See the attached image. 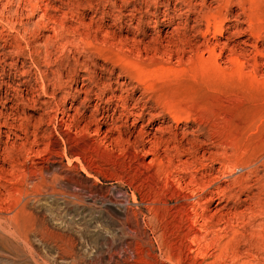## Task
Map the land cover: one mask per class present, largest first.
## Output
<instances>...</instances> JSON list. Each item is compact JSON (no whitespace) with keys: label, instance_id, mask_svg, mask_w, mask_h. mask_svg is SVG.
Segmentation results:
<instances>
[{"label":"rangeland","instance_id":"rangeland-1","mask_svg":"<svg viewBox=\"0 0 264 264\" xmlns=\"http://www.w3.org/2000/svg\"><path fill=\"white\" fill-rule=\"evenodd\" d=\"M0 264H264V0H0Z\"/></svg>","mask_w":264,"mask_h":264},{"label":"bare ground","instance_id":"bare-ground-1","mask_svg":"<svg viewBox=\"0 0 264 264\" xmlns=\"http://www.w3.org/2000/svg\"><path fill=\"white\" fill-rule=\"evenodd\" d=\"M33 11V10H32ZM34 12V11H33ZM34 14V13H33ZM170 174V173H169ZM167 175V174H166Z\"/></svg>","mask_w":264,"mask_h":264}]
</instances>
